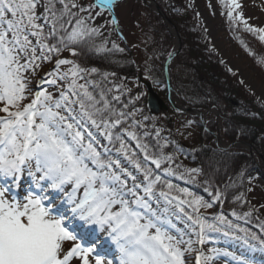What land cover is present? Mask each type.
I'll use <instances>...</instances> for the list:
<instances>
[{
  "label": "snow or ice",
  "instance_id": "6c2138e0",
  "mask_svg": "<svg viewBox=\"0 0 264 264\" xmlns=\"http://www.w3.org/2000/svg\"><path fill=\"white\" fill-rule=\"evenodd\" d=\"M220 2L230 21L264 41V27L248 25L239 0ZM117 3L0 0V264H211L221 253L194 247L209 242L210 233L244 244L257 238L222 214L209 222L200 209L212 203L168 179L195 183L203 176L209 191L221 160L209 156L201 167H185L177 162L183 151L160 129L154 146L145 142L153 135L137 106L145 94L122 101L132 90L107 87L114 73L61 58L65 51L79 56L85 44L96 55L123 52L114 42L108 49L106 37L95 43L102 28L119 27ZM145 71L154 85L162 83L153 68ZM169 144L173 151L165 152ZM25 174L31 185L19 193ZM221 196L216 189L213 202L222 203ZM232 216L251 217L252 210ZM259 227L264 231V221Z\"/></svg>",
  "mask_w": 264,
  "mask_h": 264
},
{
  "label": "trees",
  "instance_id": "16d2710c",
  "mask_svg": "<svg viewBox=\"0 0 264 264\" xmlns=\"http://www.w3.org/2000/svg\"><path fill=\"white\" fill-rule=\"evenodd\" d=\"M164 16L177 29L182 46L178 55L176 66L171 71L172 87L181 103L186 108L197 109L203 112L210 108L218 111L221 117L220 136L223 142L233 144L242 141L252 145L258 150L264 159V106L239 84L234 75L219 61L202 34L196 19L187 5L186 0H154ZM221 6L222 17L226 22V32L233 41L239 53L245 55L250 63L264 73V41L259 39V33L247 31L242 25L229 20L227 8ZM85 4L89 0H84ZM143 6V5H142ZM144 7V6H143ZM108 19L105 15V21ZM104 21H89V24H99ZM112 25L102 28V37L95 38V43L100 44L106 37V47L112 49L114 42L123 52L112 50L103 55H96L88 51L85 44L79 51L81 54L71 59L81 63L84 67H96L100 73H109L107 87L123 85L131 89L130 94L121 97L127 101L137 94L143 93L144 88L138 82V76L149 81L154 91L164 101L167 98V88L164 78V65L168 53L173 50L172 37L164 25L163 20L147 8L140 13L138 22L134 25V31L138 37L135 45H129L120 32L119 27L112 30ZM62 54V53H61ZM151 67L153 79L161 80L159 86L153 84L152 79H146L149 75L145 71ZM95 79H100L97 75ZM143 110V114L149 117L146 123L153 135L146 138L145 142L155 145L154 129H160L161 137L169 141H175L183 151V155L177 153V162H182L185 167H201L209 156H215L223 163L214 176H210L212 193L219 189L222 193L221 202H215L221 212L235 211L239 216L252 210V216L241 221L260 229L259 224L264 218L255 211L249 202V182L263 180L252 156L245 150L222 151L214 146V132L216 130V116L208 114L206 125L203 128L196 117L182 114L168 107L162 115H151L146 108V99L142 98L137 105ZM119 107V105H118ZM131 107V105H130ZM142 119V117H140ZM188 121H192L189 126ZM154 125V127H153ZM195 130V136L190 134ZM143 130H141L142 132ZM174 146L169 144L165 152H172ZM205 177L197 178V183L204 184ZM237 197H241L237 201ZM204 199V198H203ZM210 201L208 199H204ZM249 232L254 233L251 229ZM256 235V234H255ZM261 240V237L256 236Z\"/></svg>",
  "mask_w": 264,
  "mask_h": 264
},
{
  "label": "rangeland",
  "instance_id": "374dc122",
  "mask_svg": "<svg viewBox=\"0 0 264 264\" xmlns=\"http://www.w3.org/2000/svg\"><path fill=\"white\" fill-rule=\"evenodd\" d=\"M188 7L191 9L200 30L204 34L208 45L211 47L214 54L218 57L219 61L227 68V70L235 76L239 84L254 98L255 101L264 106V73H259L258 70L250 63L248 58L239 53L233 41L228 37L226 32V22L222 17L221 6L217 0H186ZM242 5V15L247 21L248 25L254 28L264 27V0H239ZM143 0H118L115 7V15L119 20L120 31L125 36L129 45H135L138 42V37L135 33L134 25L138 22L139 15L144 11L142 6ZM228 11V10H227ZM228 16V15H227ZM239 25L244 24L236 22ZM61 58L71 59L72 55L65 51L61 54ZM175 65L173 61L172 66ZM49 68L54 67V60L48 65ZM213 114L214 112H210ZM200 121V120H199ZM216 124L214 137L219 136L222 121ZM196 131L191 130L190 134L195 136ZM215 145V142H214ZM134 146V145H133ZM216 146V145H215ZM262 166V164L260 163ZM175 165H173L174 167ZM264 178L263 170L260 171ZM174 184L180 185L183 188H188L195 195L211 198L210 191H205V185L186 182L185 180L169 177ZM20 192L23 193L30 185L31 178L26 174L22 177L20 182ZM249 202L255 208V211L264 218V181L256 180L249 182ZM213 201V199H211ZM212 203V208L208 210L200 209L204 217L213 222L216 215L222 214L228 220L240 227L248 229L249 227L232 213H221ZM214 212V213H213ZM226 214V215H225ZM242 223V224H241ZM178 227L183 228V225L177 222ZM253 229V230H252ZM251 230L255 232L256 236L261 237V241L252 240L249 238V244H244L242 241L225 237L222 232L210 233L212 239L205 245L199 244L194 247H203V250L208 254L209 249H217L221 255L215 257L211 264H236L233 256L247 259L252 264H264V250H262V241H264V233L257 227L253 226ZM243 235L242 233H237ZM100 245L103 249L113 251L114 246L105 235L99 234ZM195 239V237H193ZM251 245V247L249 246ZM223 253H230L231 255H224ZM111 258V257H110Z\"/></svg>",
  "mask_w": 264,
  "mask_h": 264
},
{
  "label": "water",
  "instance_id": "95a60500",
  "mask_svg": "<svg viewBox=\"0 0 264 264\" xmlns=\"http://www.w3.org/2000/svg\"><path fill=\"white\" fill-rule=\"evenodd\" d=\"M144 4L146 7H148L151 11L155 12L156 14H158L164 21V24L167 26V28L169 29L170 33L172 34V36L174 37V44H175V49L172 52L171 57H169L166 61L165 64V68H164V74H165V79H166V85H167V92H168V103L170 104V106L176 110L179 111L183 114H188L190 116H194V117H198L203 126H204V116L206 115V113H203L197 109H190V108H185L180 99L175 95L174 90L172 89L171 86V80H170V67L169 64L178 56L180 49H181V40H180V36L177 32L176 29L173 28V25L170 23V21L163 15V13L161 12V10L159 9V7L156 5V3L153 0H143ZM139 82L141 83L142 86H144L145 90H146V106L148 111L152 114V115H158L161 113H164L165 111H167V106L164 103V101L162 99L159 98V96L154 92L152 85L147 82L142 80L141 76H139L138 78ZM214 112H216V114L218 115L216 110H213ZM215 145L217 148L222 149V150H230V149H245L249 152L254 151L255 153L258 154V151L249 144L243 143V142H236L232 145H226L222 142V140L219 138V136H215ZM258 157L262 163V168H259L260 171L263 170L264 172V161L263 158L260 154H258ZM257 163V161H256ZM258 165V163H257Z\"/></svg>",
  "mask_w": 264,
  "mask_h": 264
}]
</instances>
